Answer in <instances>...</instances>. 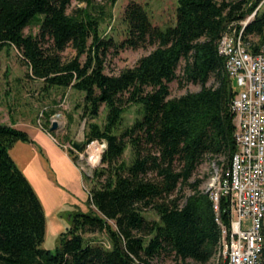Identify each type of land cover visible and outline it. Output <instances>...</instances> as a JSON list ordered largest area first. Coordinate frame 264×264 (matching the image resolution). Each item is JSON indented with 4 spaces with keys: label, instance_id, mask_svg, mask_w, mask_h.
Returning <instances> with one entry per match:
<instances>
[{
    "label": "trees",
    "instance_id": "obj_1",
    "mask_svg": "<svg viewBox=\"0 0 264 264\" xmlns=\"http://www.w3.org/2000/svg\"><path fill=\"white\" fill-rule=\"evenodd\" d=\"M72 1L0 0V51L13 45L35 78L85 92L92 116L99 115L103 104L108 106L105 125L93 123L85 135L86 144L96 139L107 143L90 191L96 213L79 215L55 253L41 248L44 209L10 154L15 143L30 137L0 123V264H153L165 257L175 264L207 263L216 253L221 228L210 193L201 189L202 179H191L207 157H225L219 163L227 168L236 150L231 101L237 91L218 44L255 13L243 39L258 49L264 43V0H178L177 22L165 29L151 22L141 3L131 1L123 15L127 35L119 43L101 36L102 17L88 10L94 0H77L87 6L69 13ZM37 14L45 15L39 32L26 34ZM70 45L77 54L64 62L62 52ZM147 47L154 49L133 67L106 72L112 49ZM174 80L201 89L173 97ZM130 104L140 105L142 116L115 134ZM185 188L192 192L184 194ZM228 205L222 197L226 224ZM148 210L159 220L146 218ZM104 230L111 247L87 242L83 235Z\"/></svg>",
    "mask_w": 264,
    "mask_h": 264
},
{
    "label": "rangeland",
    "instance_id": "obj_2",
    "mask_svg": "<svg viewBox=\"0 0 264 264\" xmlns=\"http://www.w3.org/2000/svg\"><path fill=\"white\" fill-rule=\"evenodd\" d=\"M131 1L141 3L145 7L154 25L165 29L177 22L178 0H117L115 5H111L109 0H94L88 6V10L102 17L101 36L112 37L118 43L126 37L127 25L123 15L127 4ZM247 1L251 4L254 0ZM77 6L86 7L87 4L73 0L68 12L71 13ZM44 18L43 14L35 15L31 24L25 28V33L37 34ZM243 21H240L238 25H241ZM153 49L154 47L128 48L119 52L112 49L107 57L106 72L118 74L127 67H133L139 58ZM76 54V50L70 45L62 52V59L67 62ZM85 58L86 56L83 55L81 60L84 61ZM182 67L183 63L178 73H181ZM213 83L214 79H211L208 84ZM232 85L234 91L241 90L235 79H232ZM170 89L171 95L177 97L188 91H198L201 86L198 84L182 85L178 80H174L170 83ZM84 97L85 92L73 86L50 85L42 79L35 78L30 66L15 46L7 45L0 51V120L11 124L19 119L17 128L26 132L33 131L29 127L32 120L38 126H42V129L49 131L53 122L56 120L59 123L62 122V127L51 133L60 144V147L58 146L60 150L48 134L38 136L35 142L19 141L10 149L13 160L32 184L44 209L46 231L41 248L51 250L53 253L61 246L62 234L76 225L79 215L96 213L90 200V191L94 184V171L101 164L103 154L101 144L103 142L96 140L91 147L85 143L81 150L73 147L72 151L65 147L67 143L73 145L74 140L85 141V135L91 124L96 123L103 127L107 121L108 106L103 104L99 115L94 117L87 110ZM141 116V106L130 104L124 111L122 122L114 133L121 134L126 127ZM76 150L85 154L84 159L79 160ZM124 157L130 160V146ZM219 161L225 162L226 158L223 156L216 159L207 157L191 181L202 179L201 189H207L212 182V177L222 167ZM191 192L189 188L183 190V193L187 195ZM144 215L150 220H159V216L152 210L146 211ZM83 235L87 242L111 247L110 236L105 230L87 231ZM213 262L211 259L204 264H213ZM152 263L175 264V261L170 257H165L154 259Z\"/></svg>",
    "mask_w": 264,
    "mask_h": 264
},
{
    "label": "built area",
    "instance_id": "obj_3",
    "mask_svg": "<svg viewBox=\"0 0 264 264\" xmlns=\"http://www.w3.org/2000/svg\"><path fill=\"white\" fill-rule=\"evenodd\" d=\"M254 14L242 22L239 32L236 28L226 32L218 44L220 54L226 58V72L241 90L231 101L236 150L229 166L217 170L205 189L214 202L216 221L221 228L213 264H264V43L254 49L250 41L243 39L244 28ZM96 140L103 142L104 152L106 141ZM96 140L87 145L91 147ZM65 147L74 149L71 143ZM76 151L79 160L84 159L85 154ZM222 197L229 202L228 224L221 214Z\"/></svg>",
    "mask_w": 264,
    "mask_h": 264
},
{
    "label": "crops",
    "instance_id": "obj_4",
    "mask_svg": "<svg viewBox=\"0 0 264 264\" xmlns=\"http://www.w3.org/2000/svg\"><path fill=\"white\" fill-rule=\"evenodd\" d=\"M4 122H5V120H0V123H4ZM18 123H19V119H18V121H15L14 123H11L9 125H13L15 127H18ZM4 124H7V123H4ZM30 124L31 125H29V127L33 131L32 132L27 131V133H28V135L30 137V141L31 142L37 141L38 140L37 137L40 136V135H42V136H45L46 135L47 136V134H48V136H50V134L46 130H44L40 126H38L34 120H32V122ZM54 144L57 146V148L60 147V144H58L56 142H54ZM59 150H60V148H59Z\"/></svg>",
    "mask_w": 264,
    "mask_h": 264
},
{
    "label": "water",
    "instance_id": "obj_5",
    "mask_svg": "<svg viewBox=\"0 0 264 264\" xmlns=\"http://www.w3.org/2000/svg\"><path fill=\"white\" fill-rule=\"evenodd\" d=\"M58 128V123L57 122H53L51 128H50V132L55 131ZM85 144L84 140H74L73 141V145L76 149L81 150L82 146Z\"/></svg>",
    "mask_w": 264,
    "mask_h": 264
}]
</instances>
